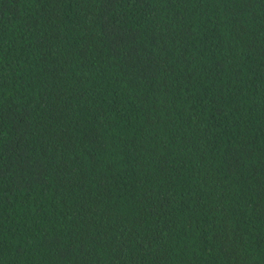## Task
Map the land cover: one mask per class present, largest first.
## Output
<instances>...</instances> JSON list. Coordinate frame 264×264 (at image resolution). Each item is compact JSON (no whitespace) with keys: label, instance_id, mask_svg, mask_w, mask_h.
I'll return each instance as SVG.
<instances>
[{"label":"trees","instance_id":"trees-1","mask_svg":"<svg viewBox=\"0 0 264 264\" xmlns=\"http://www.w3.org/2000/svg\"><path fill=\"white\" fill-rule=\"evenodd\" d=\"M0 264H264V0H0Z\"/></svg>","mask_w":264,"mask_h":264}]
</instances>
